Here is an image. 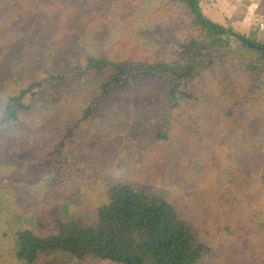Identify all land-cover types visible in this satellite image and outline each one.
<instances>
[{"label":"trees","instance_id":"trees-1","mask_svg":"<svg viewBox=\"0 0 264 264\" xmlns=\"http://www.w3.org/2000/svg\"><path fill=\"white\" fill-rule=\"evenodd\" d=\"M150 1L0 0V68L7 69L3 78L13 77L0 87V162L13 158L22 167L47 159L58 166L89 154L97 157V169H112L127 130L149 142L142 172L129 167L115 179L106 174L87 223L57 217L49 233L16 230L17 256L25 264H66L60 256L70 258L68 264H264V159L250 142L242 144L264 123V50L240 40L232 50L233 36L205 16L201 0H161L147 16L156 24L153 43L132 38L130 51L120 46L123 55L89 48L65 60L47 57L52 49L65 53L79 34L98 37L93 28L113 45L120 25L135 23ZM255 13L261 18L254 29L264 25V0ZM227 57L239 60L238 69ZM51 93L54 101H45ZM176 109L186 114L182 121L173 118ZM131 121L145 131L128 126ZM208 122L219 127L214 135ZM220 137L233 144L215 167L207 147ZM176 152H182L176 167L210 165L205 197L222 208L223 220L212 214L221 221L217 234L195 222L189 205L196 202L143 179ZM221 184L231 203L212 191ZM239 196L250 203L243 217L235 204ZM0 264H8L1 254Z\"/></svg>","mask_w":264,"mask_h":264},{"label":"rangeland","instance_id":"rangeland-1","mask_svg":"<svg viewBox=\"0 0 264 264\" xmlns=\"http://www.w3.org/2000/svg\"><path fill=\"white\" fill-rule=\"evenodd\" d=\"M163 1L156 0L143 2L140 8L138 18L135 23L130 26L120 25V34L118 40L110 45L108 39H105L101 35L98 28H93L99 36L96 37L93 33H84L75 36L72 39V45L65 53L56 55L53 49L47 56L50 60L58 61L59 59L65 60L81 51L89 48H103L105 50L115 51L119 50L120 55L125 54L120 48L121 45L127 47L129 50L130 41L132 38H136L139 45H148L155 40L151 39L152 27L154 21L147 19L149 13L152 12L157 5H160ZM219 7L215 10V16L217 14L220 17L224 14V11L228 13V22L223 17L221 18L222 24H224L227 30L234 33L248 34L251 39L261 42L264 45V25L254 29V22L261 18L260 15L255 13V8L258 5V0H251L247 4L237 0H219ZM203 6L207 5L200 2ZM207 9V8H206ZM225 12V13H226ZM247 16H251L248 18ZM206 17H208L206 15ZM241 17L245 18L247 22H250L251 33L245 27V21L241 23ZM209 18V17H208ZM256 18V19H255ZM211 21L213 19L209 18ZM264 19V16L262 17ZM188 31V30H184ZM250 35V36H249ZM96 37V38H94ZM147 39H149L147 41ZM163 39V38H162ZM163 41H165L163 39ZM240 44L239 39L232 37L230 47L233 50ZM227 62L232 69H238L239 60L233 57H227ZM6 68H0V87H6L8 82L13 79L7 80L4 77ZM15 77H18L16 74ZM92 90V89H91ZM51 93L44 99L47 102L54 101L55 97ZM168 110L165 109L164 112ZM186 117L185 113H180L176 109L173 118L178 121H182ZM232 120H228L231 122ZM225 122V123H228ZM224 123V124H225ZM179 124L184 125L180 122ZM128 126H133L137 130L144 132V125L129 122ZM210 131L211 135L216 133L215 129L219 128L214 125L213 122H208L205 125ZM198 127L199 136L201 131H204V127ZM233 127L227 128L232 131ZM227 133V131H226ZM132 129L127 130V133L123 134V141L120 146L115 148V152L112 155L115 163H113L112 169L110 164L106 168L97 169L95 165V155L83 154L78 159L68 158L64 163L61 162L58 166H55L51 160L43 159H30L25 164L19 166L17 161L13 158L8 160H2L0 162V254L8 264H25L24 261L17 256V245L14 232L18 229L27 228L32 230L35 234L41 235L49 233L54 230L53 221L55 218L61 219H74L79 220L81 223H87L90 219L89 207L92 203H95L101 195V188L106 183L105 176L110 172L112 176L107 178H113L122 175L123 169L134 167L138 172H142L144 154L146 145L149 143L143 137L134 136ZM202 136L199 138L202 140ZM250 142V147H254L258 156L262 159V147L264 141V123L259 125L256 130L248 137L242 144ZM233 140H228L225 137H220L215 145L207 147L214 160V166L219 163L223 165L227 159V155ZM242 144L238 145L241 146ZM149 153V152H148ZM182 152H176L170 162L162 167L155 168L152 172H149L143 179L149 183L150 187L157 189H164L176 195L175 197L183 199L186 202L195 206H190L192 210V217L195 222H202L204 229L210 230L217 234L221 227V221L217 216H212L213 212L217 214L222 208L219 206V202L214 199L205 197L206 175L210 171V165L206 168L201 167L198 170H192L189 167L182 168L176 167L181 160ZM73 162H76L75 167ZM239 162V165L246 169L247 165L243 162ZM95 166V167H94ZM75 175V177H74ZM217 174L215 173V176ZM211 181H214L211 180ZM217 195H220L223 199L230 202V196L226 193V187L224 184L218 189L212 190ZM250 198V193H246ZM239 201V210L242 212V217L245 216L250 207V203L239 196L235 202ZM236 206V205H235ZM218 216L222 219L221 215ZM241 219V218H240ZM223 220V219H222ZM225 221V222H224ZM223 223H226L224 218ZM61 263L70 261V258L60 256ZM49 264H60L58 262H50ZM206 264V263H203Z\"/></svg>","mask_w":264,"mask_h":264},{"label":"crops","instance_id":"crops-1","mask_svg":"<svg viewBox=\"0 0 264 264\" xmlns=\"http://www.w3.org/2000/svg\"><path fill=\"white\" fill-rule=\"evenodd\" d=\"M237 1H240V2H243V1H241V0H237ZM220 2H219V0H212L210 3H208L207 5H205V6H203L201 3H200V6H201V10H202V12L205 14V16L207 15L209 18H211V19H213L214 20V22H216V23H219V24H221V25H224V24H226L227 22H228V20H229V18L227 17V15H228V13L226 12V11H224V14L220 17V15L219 14H217L216 16H215V10L214 9H216L217 7H219V4ZM243 4H247V3H243ZM218 5V6H217ZM217 6V7H216ZM207 8V9H206ZM226 12V13H225ZM223 17V21H224V19H225V23L224 24H222V22H221V18ZM248 18H250L251 16H247ZM243 21H245V27L249 30V34L251 33V25H250V22H247L246 20H245V18H243V17H241V23H243ZM241 34H243L244 35V33H241ZM245 36L246 37H248V34H245ZM250 36V35H249Z\"/></svg>","mask_w":264,"mask_h":264},{"label":"water","instance_id":"water-1","mask_svg":"<svg viewBox=\"0 0 264 264\" xmlns=\"http://www.w3.org/2000/svg\"><path fill=\"white\" fill-rule=\"evenodd\" d=\"M224 31L229 33L230 35H232L236 39H239L240 41L246 42L250 46H253V47L261 49V50H264V46L263 45H259L257 43H253V42L249 41L247 38H245L244 36L240 35L239 33L230 32L227 29H225Z\"/></svg>","mask_w":264,"mask_h":264}]
</instances>
